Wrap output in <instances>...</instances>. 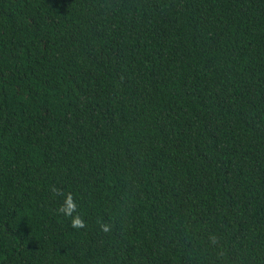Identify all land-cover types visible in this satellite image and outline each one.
Instances as JSON below:
<instances>
[{
    "label": "trees",
    "instance_id": "trees-1",
    "mask_svg": "<svg viewBox=\"0 0 264 264\" xmlns=\"http://www.w3.org/2000/svg\"><path fill=\"white\" fill-rule=\"evenodd\" d=\"M0 264H264V0H0Z\"/></svg>",
    "mask_w": 264,
    "mask_h": 264
},
{
    "label": "clouds",
    "instance_id": "clouds-1",
    "mask_svg": "<svg viewBox=\"0 0 264 264\" xmlns=\"http://www.w3.org/2000/svg\"><path fill=\"white\" fill-rule=\"evenodd\" d=\"M74 209H75V204L71 202V197L69 196L66 198L65 204L61 206V208L58 209V211L63 212L66 216H71ZM73 227H83V222L80 219L75 218L73 220Z\"/></svg>",
    "mask_w": 264,
    "mask_h": 264
}]
</instances>
